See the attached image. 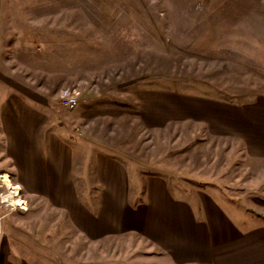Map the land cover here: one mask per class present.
<instances>
[{"label":"rangeland","instance_id":"obj_1","mask_svg":"<svg viewBox=\"0 0 264 264\" xmlns=\"http://www.w3.org/2000/svg\"><path fill=\"white\" fill-rule=\"evenodd\" d=\"M263 21L264 0H0V112L4 101L18 95L49 113L51 121H62L76 145V138L90 136L96 119L79 122L78 112L111 110L114 121L96 143H85L84 152L94 147L107 151L106 142L119 141L124 155L118 157L130 169L131 184L135 165L139 173L162 174L186 189V196L205 183L225 189L244 185L246 193H253L257 173L241 165L236 151L231 155L232 139L211 136L182 101L192 103L201 91L241 99L248 90H258L252 71L242 67L251 65L241 59L246 38L237 34L259 24L264 29ZM67 86L78 91L71 109L59 100ZM24 88L42 97L46 108L25 98ZM142 93L150 96L147 102L155 111L149 125L139 114L126 116L139 111ZM82 125L89 128L82 132ZM1 127L0 115V264L18 262L17 257L31 264H88L89 256L91 264H103L102 248L82 244L66 216L50 205L36 202L23 189L15 201L28 199L26 208L11 210L2 202L6 186L1 174L9 172L16 181L5 163ZM86 164L88 172L91 163ZM122 239L117 252L125 254L130 239Z\"/></svg>","mask_w":264,"mask_h":264},{"label":"crops","instance_id":"obj_2","mask_svg":"<svg viewBox=\"0 0 264 264\" xmlns=\"http://www.w3.org/2000/svg\"><path fill=\"white\" fill-rule=\"evenodd\" d=\"M261 28L259 24L256 29L237 34L246 38L242 39L241 59L251 65L243 63L242 67L252 71L251 82L260 85L258 90H248L241 99L224 96L218 90L201 91L192 103L182 101L184 110L192 111L194 119L205 123L211 136L232 139L228 149L233 151L232 156L235 151L240 155L241 165L248 171L257 173V191L250 189L253 193L248 194L244 185L225 189L220 183H205L188 190L186 196V189L173 186L162 174H142L135 165L131 184L130 169L119 158L124 155L119 141L106 142L103 147L107 151L94 147L84 152L85 143H96L102 129L114 121L111 110H98L92 115L85 109L78 112L79 122L89 117L96 119L90 128L82 125L81 131L89 128L90 136L76 138L75 153L76 145L70 140L73 137L64 128L67 126L58 119L51 121L49 113L34 108L18 95L12 101H4L0 112L5 163L13 179L27 196L65 215L71 224L68 226L80 236L82 244L92 250L102 248L103 254H98L103 264H264V29ZM22 95L44 107L47 104L25 88ZM147 96L140 95L139 111L133 109L134 114H126L135 118L139 114L145 125L155 116ZM134 122L137 124L138 119ZM87 161L91 163L90 169L85 168L88 172L83 169ZM80 193H88V200H83ZM123 236L130 239V250L125 254L117 252ZM112 249L115 252H106ZM89 258L88 264L94 262ZM13 260L18 262L8 260V264H31L26 258Z\"/></svg>","mask_w":264,"mask_h":264},{"label":"built area","instance_id":"obj_3","mask_svg":"<svg viewBox=\"0 0 264 264\" xmlns=\"http://www.w3.org/2000/svg\"><path fill=\"white\" fill-rule=\"evenodd\" d=\"M59 100L62 106L70 109L74 108L78 103V91L73 87H63L59 92ZM78 134H81V132H78ZM1 178L6 186V191L1 194L2 202L11 210L26 208L29 204L28 199L24 198V202H15V194H22V187L20 184L11 181L9 172L2 173Z\"/></svg>","mask_w":264,"mask_h":264},{"label":"bare ground","instance_id":"obj_4","mask_svg":"<svg viewBox=\"0 0 264 264\" xmlns=\"http://www.w3.org/2000/svg\"><path fill=\"white\" fill-rule=\"evenodd\" d=\"M16 202V201H15Z\"/></svg>","mask_w":264,"mask_h":264}]
</instances>
